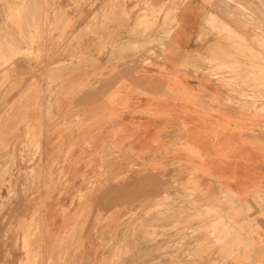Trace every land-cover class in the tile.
<instances>
[{
	"label": "crops",
	"instance_id": "obj_1",
	"mask_svg": "<svg viewBox=\"0 0 264 264\" xmlns=\"http://www.w3.org/2000/svg\"><path fill=\"white\" fill-rule=\"evenodd\" d=\"M55 1L57 20L71 26L47 39L77 35L89 4L77 19L74 0ZM144 2L175 6L173 27L161 29L160 15L154 32L130 36ZM222 4L125 0L127 20L102 52L80 56L74 44L42 41L30 51L42 53L39 62L19 56L0 68V151L20 171L11 227L0 221V264H111L104 246L123 234L121 264H264V101L231 94L193 67L235 49L205 27L209 13L245 38L248 46L238 47L245 57L259 51L249 43L255 30L227 18ZM237 78L239 91L257 83L242 72ZM187 193L206 205L182 206ZM162 200L168 205L158 212L167 216L139 214L134 222ZM187 211L221 214L202 224L224 229L221 244L199 235L183 240ZM154 228L168 232L146 238Z\"/></svg>",
	"mask_w": 264,
	"mask_h": 264
},
{
	"label": "rangeland",
	"instance_id": "obj_2",
	"mask_svg": "<svg viewBox=\"0 0 264 264\" xmlns=\"http://www.w3.org/2000/svg\"><path fill=\"white\" fill-rule=\"evenodd\" d=\"M125 0H74V8L71 9V14H76L77 19L83 17L79 14V9L84 3L89 4L90 16L83 22L77 35L61 37L55 39H47L49 35H52L57 31V28H62V25L67 29L71 26V22L66 20L64 23L61 20H57L56 16L61 15L62 11L56 6L55 0H0V51L3 50V54L0 53V68H7L12 66L15 59L21 56L22 58H30L34 62H39L42 53L38 52L34 58L31 56L32 47H41L40 43L44 41L47 46H61L74 44L75 51H78L80 56L91 54L92 52H102L114 42L117 35L115 26L122 25L121 22L127 20V14L121 10L123 2ZM246 0H222L223 8H225V15L227 18L241 20L242 25L246 29H254L255 33L250 39V45H257L259 51L252 52L245 57L243 50L238 47L244 48L248 42H245V38L238 36L232 32L226 25L220 21L216 14L209 13L205 19V27L209 30L216 32V39L219 44L230 48H235L234 52L211 53L207 57L200 60L202 65L193 66L194 71H202L208 73L210 76L216 78V80L224 87L229 88V92L235 95H241V97L250 98L252 103L258 101H264V0H250L242 5ZM252 1V2H251ZM232 2V3H231ZM234 3V4H233ZM255 3V4H254ZM140 21L138 25H135L134 32H131V36H143L144 34H151L157 29L159 16L162 15L161 29L165 28L170 30L174 23V10L175 6L164 5L162 7L154 8L148 2H144L139 7ZM137 8H134L135 10ZM121 16H116L117 14ZM210 18V19H209ZM214 18V19H213ZM208 20V21H207ZM221 23V24H220ZM124 27V26H123ZM170 31L167 33L169 35ZM165 38V36H164ZM150 43L152 41H149ZM45 45V46H46ZM159 45V44H158ZM160 44L159 46H161ZM74 55V56H77ZM149 58L157 59L158 55L149 54ZM73 57V55H71ZM144 62L147 59L143 60ZM193 69V68H192ZM239 72L248 75L251 82V86L244 89L245 91H239L237 78ZM241 80V84L244 86L245 82ZM256 93V95H253ZM239 95V96H240ZM2 99V98H1ZM258 100V101H256ZM2 104V103H0ZM1 106V105H0ZM264 113V108L260 109ZM0 151V221L3 224H9L11 227L12 215L15 201L19 198V192H16L18 183L16 182L17 173H14V160L12 156L2 154ZM219 190V197L225 204L232 205V200L227 196L226 192ZM181 205H206V199L198 198L196 202L192 199L193 194H182ZM262 200V199H261ZM158 201V200H157ZM168 201V200H167ZM167 201L162 200L161 204H157L148 209H141L140 213L133 216L135 223L142 221L143 216H153L152 221H157V218L161 216H167L166 213H160L167 204ZM261 202H264L262 200ZM160 203V202H159ZM142 211V212H141ZM144 212V213H143ZM154 212V213H152ZM151 213V215H148ZM141 214V215H139ZM221 214H192L190 211L182 214V239L193 237L195 235L202 236L210 239L215 245H220L222 237L219 234H224V229L218 230L217 227L206 228L202 225L207 219H216ZM198 222V227L190 229V222ZM157 222H155L156 224ZM225 228L224 226H221ZM168 229H162L158 231L156 228L146 231L144 236L146 238L158 239L166 236ZM218 235V236H215ZM226 236V235H225ZM33 233L31 239H34ZM125 235H121L116 239L109 241L107 245H103L109 253L113 255L114 262L111 264H121V258L125 257ZM35 260V258H32ZM28 264H31L30 262Z\"/></svg>",
	"mask_w": 264,
	"mask_h": 264
},
{
	"label": "bare ground",
	"instance_id": "obj_3",
	"mask_svg": "<svg viewBox=\"0 0 264 264\" xmlns=\"http://www.w3.org/2000/svg\"><path fill=\"white\" fill-rule=\"evenodd\" d=\"M232 3V2H231ZM234 4V3H233ZM210 19V18H209ZM214 19V18H213ZM208 21V20H207ZM221 21V20H220ZM221 24V23H220ZM227 27V26H226ZM232 31V30H231ZM216 44V43H215ZM191 55V54H190ZM186 57V56H185ZM188 57V56H187ZM189 58V57H188ZM185 59V58H184ZM219 189V188H218ZM158 200V199H157ZM142 212V211H141ZM144 213V212H143ZM214 253V252H213ZM212 259V258H211Z\"/></svg>",
	"mask_w": 264,
	"mask_h": 264
}]
</instances>
